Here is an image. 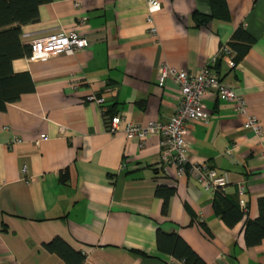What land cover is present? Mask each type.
<instances>
[{
	"label": "crops",
	"instance_id": "obj_1",
	"mask_svg": "<svg viewBox=\"0 0 264 264\" xmlns=\"http://www.w3.org/2000/svg\"><path fill=\"white\" fill-rule=\"evenodd\" d=\"M160 1L156 36L147 0H49L38 21L21 25L24 45L61 30L78 31L89 45L13 60L34 87L0 112V264H66L43 246L57 236L84 254L81 264H188L176 254L185 247L205 264H264V239L249 244L245 236L264 197V0H225L223 10L209 0ZM230 42L240 54L234 68L216 57ZM214 58L246 112L210 91L209 118L190 122L187 140L192 161L228 173L222 197L161 166L159 134L140 146L137 136L109 133L87 99L105 97L112 113L133 123L166 121L180 94L172 79L159 86L160 66L197 71ZM250 115L259 134L244 128ZM240 183L247 214L233 206Z\"/></svg>",
	"mask_w": 264,
	"mask_h": 264
},
{
	"label": "built area",
	"instance_id": "obj_2",
	"mask_svg": "<svg viewBox=\"0 0 264 264\" xmlns=\"http://www.w3.org/2000/svg\"><path fill=\"white\" fill-rule=\"evenodd\" d=\"M148 17L150 24L149 32L156 36L157 28L154 25V14L162 9L160 0H147ZM85 18L82 19L84 23ZM89 41L78 31H57L47 36L36 38L30 42L32 59H45L56 54L73 55L88 47ZM223 58L230 68L236 66L235 52L229 44H225L218 55ZM217 58L212 59L200 70L192 71L178 69L169 64H162L158 73V84L163 86L168 79H172L179 86V101L175 107V112L166 121H152L142 125L128 121L120 114L110 116L109 105L106 98L97 94H90L87 99L95 102L105 119L106 129L111 134L125 133L128 136H137L140 139V146L145 145L148 136L159 134L161 136V152L159 164L161 166H175L179 175H189L204 185L208 191L216 193L217 190L225 189L229 183L228 173L218 171L208 165L207 162L192 161L189 156L187 135L188 124L193 121H207L209 113L205 109L204 98L214 91L222 99L236 102V109L240 113L246 112V102L243 96L237 94L234 88L222 81L214 69ZM244 128L254 130L259 134L262 130L261 122L256 116H248ZM46 136H42L45 139ZM14 139L13 142H19ZM233 145L226 149L227 154H231ZM24 178L30 180L29 167L22 166ZM239 205L243 212L247 213L248 206L245 199L247 187L245 183L238 186Z\"/></svg>",
	"mask_w": 264,
	"mask_h": 264
},
{
	"label": "trees",
	"instance_id": "obj_3",
	"mask_svg": "<svg viewBox=\"0 0 264 264\" xmlns=\"http://www.w3.org/2000/svg\"><path fill=\"white\" fill-rule=\"evenodd\" d=\"M46 1L49 0H0V112L6 110L9 103L19 100L23 93L31 91L34 87L29 73L14 72L13 60L31 54L30 45H24L21 41V25L38 21L39 7ZM209 1L213 10L225 8V0ZM202 17L203 21L211 18L201 14ZM232 44L230 42L236 53L234 59L237 61L240 54H237ZM108 114L114 115L112 109H109ZM62 176L66 178L67 174ZM215 194L217 197H222L224 190H217ZM233 206L239 213L247 214L241 210L239 203ZM161 234L159 233L160 236ZM245 236L249 244H256L264 239V197L259 199V216L256 219L248 218L246 221ZM43 246L46 250L57 253L66 264H81L85 259L82 252L75 251L59 236L44 243ZM176 254L188 264H205L189 247Z\"/></svg>",
	"mask_w": 264,
	"mask_h": 264
}]
</instances>
